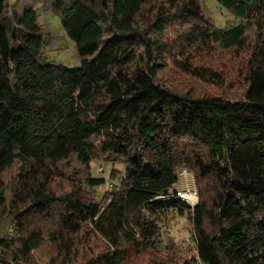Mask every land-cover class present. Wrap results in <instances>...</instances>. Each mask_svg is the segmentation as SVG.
<instances>
[{"label":"trees","instance_id":"16d2710c","mask_svg":"<svg viewBox=\"0 0 264 264\" xmlns=\"http://www.w3.org/2000/svg\"><path fill=\"white\" fill-rule=\"evenodd\" d=\"M216 1L235 24L200 0H0V264H264V0ZM38 4L78 68L46 61ZM182 167L192 208L158 198ZM169 211L195 256L160 249Z\"/></svg>","mask_w":264,"mask_h":264},{"label":"rangeland","instance_id":"374dc122","mask_svg":"<svg viewBox=\"0 0 264 264\" xmlns=\"http://www.w3.org/2000/svg\"><path fill=\"white\" fill-rule=\"evenodd\" d=\"M203 15L216 27L227 28L236 22L235 16L226 8L222 7L216 0H200ZM38 14V23L46 28L50 34L49 41L44 46L43 53L46 61L55 67H64L67 69L78 68L80 66V58L75 50L74 40L65 32L60 24V16L49 7L44 8L42 5H36ZM102 171H98V168ZM123 170L120 162L108 163L101 160H93L90 163L91 174L100 175L106 179L110 173L119 174ZM15 168L9 169L3 177L8 178L13 174ZM109 182V181H108ZM114 185H112L113 187ZM180 188L177 181L172 188L175 190ZM158 245L165 254L173 256L179 260L195 256V242L192 238V226L186 214H180L175 211H169L161 221H158ZM9 226V222H5L1 228L0 235H4ZM167 252V253H166ZM164 254V255H165ZM128 264H144L147 256H140L138 259L130 257Z\"/></svg>","mask_w":264,"mask_h":264},{"label":"built area","instance_id":"2783aa9c","mask_svg":"<svg viewBox=\"0 0 264 264\" xmlns=\"http://www.w3.org/2000/svg\"><path fill=\"white\" fill-rule=\"evenodd\" d=\"M98 171H102V168H98ZM177 181L180 184V188L170 190L168 193L158 196L160 200H168L169 198H177L185 201L191 208L198 202V195L194 183L192 173L187 168H179L177 171ZM116 184V180H112L104 185L105 190H110L112 185ZM7 233L11 235L13 233L12 225L7 228Z\"/></svg>","mask_w":264,"mask_h":264}]
</instances>
